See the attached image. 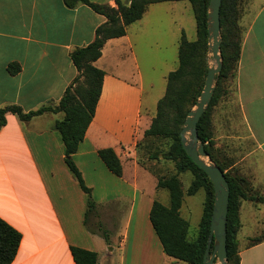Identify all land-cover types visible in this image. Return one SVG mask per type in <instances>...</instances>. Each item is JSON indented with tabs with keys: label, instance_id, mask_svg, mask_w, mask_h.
<instances>
[{
	"label": "crops",
	"instance_id": "1",
	"mask_svg": "<svg viewBox=\"0 0 264 264\" xmlns=\"http://www.w3.org/2000/svg\"><path fill=\"white\" fill-rule=\"evenodd\" d=\"M91 1L116 7L115 0ZM180 1L187 0L149 4L124 35L106 40L93 62L104 71L101 92L72 155L98 205L92 230L83 222L86 195L64 161V144L53 127L63 112L47 111L27 121L5 114L0 127V217L22 235L11 264H75L71 246L95 251L97 264H187L164 253L151 225L157 177L137 162L136 148L164 95L153 94L151 68L157 63L152 60L166 58L170 50L177 51L178 59L185 30L163 11H176ZM243 18L234 85L239 116L254 145L245 172L259 194L241 201L238 253L240 264H264V202L258 201L264 197V0ZM105 21L82 3L70 8L63 0H0V107L18 105L30 111L56 105L79 73L72 51L93 41ZM13 63L20 67L15 74L8 69ZM164 69L161 78L172 71ZM102 148L117 154L120 176L100 158ZM102 209H107L105 219L109 212L114 217L107 225L100 219ZM254 237L259 239L251 242Z\"/></svg>",
	"mask_w": 264,
	"mask_h": 264
},
{
	"label": "trees",
	"instance_id": "2",
	"mask_svg": "<svg viewBox=\"0 0 264 264\" xmlns=\"http://www.w3.org/2000/svg\"><path fill=\"white\" fill-rule=\"evenodd\" d=\"M67 7H75L82 3L95 12L106 17V21L95 30L93 41L86 46L78 47L71 53V60L78 70L73 84L69 85L56 105H43L35 110L24 111L18 105L0 107V127L5 125V114L11 112L21 120L27 121L35 115L47 111L63 112V117L54 123V129L60 134L64 144V161L86 195V210L83 222L91 229L90 222L97 216L98 205L92 197L91 189L85 184L82 174L72 155L77 151L83 140L95 112L99 98L104 71L95 67L93 62L101 56L104 43L109 38L119 37L126 33L129 24L140 19L147 6L151 3L169 0H115L116 7L99 4L91 0H63ZM178 1V0H177ZM192 8L195 19L196 39L189 40L184 31L181 32L178 47V65L166 77L164 95L158 99L156 114L143 138L137 142V162L146 166L157 177L156 187L167 189L169 205H164L154 199L149 212V220L159 238L166 255L182 260L187 264H204L203 255L207 244L210 217L213 207V186L208 175L198 167L185 153L180 141V130L190 107L201 92L204 68V50L207 29V6L209 0H187ZM239 0H222L220 6V32L222 36L220 51L222 67L215 79V88L207 109L197 122V132L209 158L224 172L229 185L228 211L226 221V252L227 264H240L237 233L240 228L239 207L242 200H255L254 188L251 182L242 175H229L224 166L214 155V141L210 129V109L223 93L227 92L222 82L226 78L235 79L242 31ZM197 60L201 66L197 65ZM9 72L15 74L20 67L17 63L8 66ZM84 83L86 85L84 86ZM170 139L163 159L172 161L175 173L168 176L157 175L156 169L147 164L151 160H159L160 156L150 151L154 142ZM158 146L156 145L155 149ZM143 150L146 156L143 155ZM98 154L107 168L120 176L122 166L117 154L111 148H102ZM190 171L194 178L186 189L187 195L195 194L200 188L206 191L203 213L194 238H188L189 222L180 215L183 201L184 186L179 178L180 173ZM264 202V197H258ZM101 230V224L96 222ZM102 235L107 240L103 230ZM21 232L0 217V264H11L17 254L21 241ZM259 238H251V242ZM213 243L211 245L212 249ZM75 264H97V253L77 246L70 247Z\"/></svg>",
	"mask_w": 264,
	"mask_h": 264
},
{
	"label": "rangeland",
	"instance_id": "3",
	"mask_svg": "<svg viewBox=\"0 0 264 264\" xmlns=\"http://www.w3.org/2000/svg\"><path fill=\"white\" fill-rule=\"evenodd\" d=\"M262 1L263 0H239L240 19L238 21V24L241 31H243L242 28L244 27L243 23L241 22V18L243 16L244 18H249L253 13L256 5ZM163 12L168 19L170 17H173L174 19H177L178 21L181 22L182 27L185 30L184 32L189 40L196 39L195 21L193 18L190 5L188 4L187 1L178 2L176 11L171 12L170 10L166 9ZM220 36H221V32H220ZM177 37L178 35L175 37L176 40ZM221 40H222V36H221ZM204 55H205V60L203 65L207 73L208 67L212 66L214 63L212 55L209 52L208 36L206 38ZM152 62L157 63V66L151 68V72L155 75V82H154L155 87L153 89V94L156 96H162L165 91L166 78H161L160 68H162L163 70L164 66H166V70L167 68L169 71L175 69L178 63L177 51L172 53L170 50L169 52L166 53V58L153 59ZM197 65L201 66L199 60H197ZM205 76L203 78V85L201 91L204 86ZM85 85L86 83H84V86ZM222 85L224 86L225 89H227V92L223 93L222 96L217 100V102L214 105L211 106L210 109V120H211L210 129L212 131V138L214 141V149H215L214 155L216 159L220 162V164L224 166L225 171L229 175L232 176L242 175L248 179V175L245 172V170H246V166L249 165L250 162L247 156L253 150L254 145L251 139L249 138L247 131L245 130L244 124L239 116L238 105L235 95L234 80L233 79L231 80L230 78H226L223 80ZM198 97L195 100V102L198 100ZM194 104L190 107L189 111L194 109L195 106ZM169 143H170V139H164L163 141L154 142L150 147V151L152 153L154 152L156 156L158 155L160 156L159 160L154 159L147 163L157 170L156 171L157 175L168 176L170 174L175 173L174 163L172 161H168L166 159L161 158L162 154L167 151ZM156 145L158 146L157 149H155ZM142 153L143 155L146 156L144 150ZM144 173L148 175L149 179L155 180V177L152 174H150L148 171H145ZM179 178L182 180L184 186V190H183L184 195H183L182 205L180 208V215L189 222L188 238H194L197 234L198 224L203 213L204 202L206 199V191L204 188H200L195 194L187 195L186 189L193 180L194 176L190 171H187L184 173H180ZM255 190H254V194L257 193L259 194V192ZM156 193H157L156 199L159 202L163 203L164 205L168 206L169 205L168 190L164 188H157ZM213 199H214V192H213ZM105 211H107V209L100 210V214H101L100 219H102L105 225H107L110 223V221L108 222V219L111 220L112 217L109 212V214H107L108 219H105L104 215L105 213H107ZM242 234L243 232L240 233L241 236ZM215 264H220V263L216 261Z\"/></svg>",
	"mask_w": 264,
	"mask_h": 264
},
{
	"label": "water",
	"instance_id": "4",
	"mask_svg": "<svg viewBox=\"0 0 264 264\" xmlns=\"http://www.w3.org/2000/svg\"><path fill=\"white\" fill-rule=\"evenodd\" d=\"M222 0H209L207 7V29L209 52L213 65L208 67L203 89L190 110L180 130L182 148L190 159L206 172L212 182L214 199L210 217V228L206 248L203 255L204 264H227L226 221L229 199V185L224 172L217 166L205 151L197 132V122L208 106L215 88V79L222 67L220 51V6ZM213 243L212 249L211 245Z\"/></svg>",
	"mask_w": 264,
	"mask_h": 264
}]
</instances>
